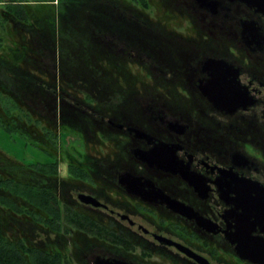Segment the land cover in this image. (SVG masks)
<instances>
[{
    "label": "flooded vegetation",
    "instance_id": "af4514ba",
    "mask_svg": "<svg viewBox=\"0 0 264 264\" xmlns=\"http://www.w3.org/2000/svg\"><path fill=\"white\" fill-rule=\"evenodd\" d=\"M103 3L84 0L70 24L74 43L57 52L106 60L103 96L63 76L40 108L90 157L74 152L85 177L59 174L46 185L101 228L43 233L33 246L63 248L67 264H264V208L246 213L239 198L243 189L264 200V8ZM159 12L171 20H152ZM129 65L151 84L132 79Z\"/></svg>",
    "mask_w": 264,
    "mask_h": 264
},
{
    "label": "trees",
    "instance_id": "16d2710c",
    "mask_svg": "<svg viewBox=\"0 0 264 264\" xmlns=\"http://www.w3.org/2000/svg\"><path fill=\"white\" fill-rule=\"evenodd\" d=\"M83 2L0 0V128L26 139L53 158L50 163L27 165L0 150V264H67L63 248L54 253L36 248V238L49 232L70 234L69 229L90 234L93 228H101L86 213L62 206L54 187L45 183L47 178L59 176L57 157L63 153L73 159L68 158L71 175H87L76 163L74 153L63 147L56 126L43 117L40 108L50 101L48 93L65 87L63 76L71 82L76 80L82 89L96 88L101 96L107 87L106 60L60 59L58 55L63 41L74 43L76 34L70 24ZM132 2L150 6L147 0ZM51 10L52 15L47 16L46 11ZM67 69L70 76H66ZM74 71L78 72L76 76ZM98 236L106 240L104 232Z\"/></svg>",
    "mask_w": 264,
    "mask_h": 264
},
{
    "label": "rangeland",
    "instance_id": "374dc122",
    "mask_svg": "<svg viewBox=\"0 0 264 264\" xmlns=\"http://www.w3.org/2000/svg\"><path fill=\"white\" fill-rule=\"evenodd\" d=\"M33 1H39V0H33ZM99 1L103 2L107 0H99ZM120 1L126 2L127 4H129V6H136V5H133V2H132L133 0H120ZM147 2H149L151 6L156 5L155 0H147ZM52 13H53L52 10L46 11L47 16H51ZM163 15L164 16H162L161 12L157 13L156 16L155 14L152 13L150 14V17L152 20H155L156 18H157L156 20L162 19L163 21H166L167 19L171 20L170 14L165 15L163 13ZM178 22H181V21L179 20ZM182 28L183 27H178V29H175V30L179 32H182V31L184 32ZM129 68L131 70L130 75L132 79L139 80L142 78L146 84H151L150 83L151 79L145 75V73L141 70V67L137 65H131V66L129 65ZM139 90H141V88H139ZM75 139H76V136L74 137V135L73 134L71 135L70 132L62 135L61 140L63 143V147L67 148L68 150L72 149L71 150L72 153L81 151L82 155L80 154L81 155L80 158L86 162L89 161L90 157L89 156L87 157V155L85 156V152L82 150V148L78 146L80 141H75ZM85 145H86L87 154L89 153L93 155L94 149H93L91 142L87 141L85 142ZM0 150L6 153L7 155H9L10 157H12L13 159L21 163L27 164V165L36 164V163L46 164V163L52 162L53 160L52 157H50L47 153L42 151L38 146L29 143L26 139L18 135L9 134L5 132L2 128H0ZM101 151L103 152L106 151V148H103ZM59 156L62 157L61 155ZM70 157H72V155ZM70 160H73V159H70ZM77 162L78 161H76V163ZM78 164L80 163L78 162ZM59 169H60V174L63 176H67L68 174H70L68 170V158L66 156H64L63 162L59 164Z\"/></svg>",
    "mask_w": 264,
    "mask_h": 264
},
{
    "label": "water",
    "instance_id": "95a60500",
    "mask_svg": "<svg viewBox=\"0 0 264 264\" xmlns=\"http://www.w3.org/2000/svg\"><path fill=\"white\" fill-rule=\"evenodd\" d=\"M251 1V0H250ZM257 4L262 6L264 8V0H256ZM163 152V151H162ZM161 152V153H162ZM242 194H239V198H241L242 200V204L246 207V209H243L244 212L246 213H250V212H255L257 209H260V207L264 208V200H256L255 198L254 199H251L250 196L246 195L245 194V191L242 189ZM152 194L151 191L149 192V195ZM259 198V197H258ZM263 213H264V210H261ZM258 212V214L260 216H263L261 212H259V210L256 211V213Z\"/></svg>",
    "mask_w": 264,
    "mask_h": 264
}]
</instances>
